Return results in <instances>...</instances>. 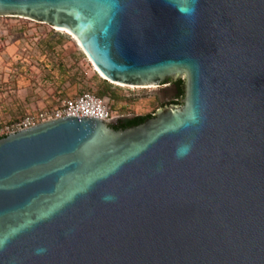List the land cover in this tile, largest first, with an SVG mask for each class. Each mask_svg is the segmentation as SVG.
I'll use <instances>...</instances> for the list:
<instances>
[{"label": "water", "instance_id": "water-1", "mask_svg": "<svg viewBox=\"0 0 264 264\" xmlns=\"http://www.w3.org/2000/svg\"><path fill=\"white\" fill-rule=\"evenodd\" d=\"M0 15L70 30L113 82L184 85L152 116L1 137L0 264H264V0H0Z\"/></svg>", "mask_w": 264, "mask_h": 264}, {"label": "crops", "instance_id": "crops-1", "mask_svg": "<svg viewBox=\"0 0 264 264\" xmlns=\"http://www.w3.org/2000/svg\"><path fill=\"white\" fill-rule=\"evenodd\" d=\"M18 33L30 34L17 25L14 33L1 39L5 44L0 46V123L54 106L59 99L79 93L86 82L79 76L86 66L77 53L57 48L56 40L45 44L51 48H29L31 40L25 41L23 35L15 38ZM13 40L19 44L13 46Z\"/></svg>", "mask_w": 264, "mask_h": 264}, {"label": "rangeland", "instance_id": "rangeland-1", "mask_svg": "<svg viewBox=\"0 0 264 264\" xmlns=\"http://www.w3.org/2000/svg\"><path fill=\"white\" fill-rule=\"evenodd\" d=\"M17 25L20 26L21 32H30L27 36L19 33L15 35L17 37L14 36L15 38H19L23 35L25 41L26 39H30L31 41H27L29 48H51V46H45V44L49 41L56 40L58 42L57 48H70L69 53H77V56L84 61L86 66L85 72L82 69L79 74L80 77L83 76V78H86H84L86 82L81 85L80 91L90 90L98 94L101 90H105L106 93H109L106 95H110L113 98L114 109L118 115H143L152 112V108L156 107V100L149 97L152 91L148 89L149 87H154V85L131 88L129 86L116 85L103 80V77L98 74L92 65L93 71L90 64L91 61L84 55L77 40L63 29L55 30L47 23L38 22L29 18H22L21 16L0 15V46L5 44L1 39L14 33L17 30ZM34 37L36 38L35 40ZM9 43L11 44V42H8V44ZM12 43L13 46L19 44L16 40H13ZM78 71L75 70V74H77Z\"/></svg>", "mask_w": 264, "mask_h": 264}, {"label": "built area", "instance_id": "built-area-1", "mask_svg": "<svg viewBox=\"0 0 264 264\" xmlns=\"http://www.w3.org/2000/svg\"><path fill=\"white\" fill-rule=\"evenodd\" d=\"M90 64L93 69L92 63ZM64 116L94 117L102 121L119 117L114 109V100L110 95L98 96L93 91L83 90L73 96L59 99L54 106L44 107L35 113L0 123V138L38 123Z\"/></svg>", "mask_w": 264, "mask_h": 264}, {"label": "flooded vegetation", "instance_id": "flooded-vegetation-1", "mask_svg": "<svg viewBox=\"0 0 264 264\" xmlns=\"http://www.w3.org/2000/svg\"><path fill=\"white\" fill-rule=\"evenodd\" d=\"M181 78H168L165 84L154 85V87H149L148 89L152 91L149 94V97L154 98L156 100V107L152 108V112L143 114V115H154L158 110L166 109L169 106L176 105L181 106L182 100L184 97V85L183 82L180 81ZM135 115H119L117 121L123 119H134Z\"/></svg>", "mask_w": 264, "mask_h": 264}, {"label": "clouds", "instance_id": "clouds-1", "mask_svg": "<svg viewBox=\"0 0 264 264\" xmlns=\"http://www.w3.org/2000/svg\"><path fill=\"white\" fill-rule=\"evenodd\" d=\"M189 119L193 123L196 122V116L194 114H190ZM192 146H193L192 143H181L176 149L177 158L182 159V158L186 157L187 155H189L191 152ZM110 199H112V197H110V196L105 197V200H110Z\"/></svg>", "mask_w": 264, "mask_h": 264}, {"label": "bare ground", "instance_id": "bare-ground-1", "mask_svg": "<svg viewBox=\"0 0 264 264\" xmlns=\"http://www.w3.org/2000/svg\"><path fill=\"white\" fill-rule=\"evenodd\" d=\"M53 29H55V30H57V29H63V30H65L66 32H68L69 34H71V35L77 40V38L73 35V33H72L70 30L66 29V28H55V27H53ZM77 42H78V44H79V46H80V43H79L78 40H77ZM80 48H81V46H80ZM81 49H82V48H81ZM103 79H106V80L109 81L110 83H113V84H116V85L129 86V85H125V84H121V83L113 82V81H111V80H109V79H107V78H104V77H103ZM129 87H131V88H135V87H144V86H129Z\"/></svg>", "mask_w": 264, "mask_h": 264}, {"label": "trees", "instance_id": "trees-1", "mask_svg": "<svg viewBox=\"0 0 264 264\" xmlns=\"http://www.w3.org/2000/svg\"><path fill=\"white\" fill-rule=\"evenodd\" d=\"M105 80H106V79H105ZM180 81L183 82L182 79H181ZM106 94H109V93H106L105 90H101L97 95H98V96H103V95H106ZM147 116H149V115H138V116H135L134 119H135V118H141V117H147Z\"/></svg>", "mask_w": 264, "mask_h": 264}]
</instances>
